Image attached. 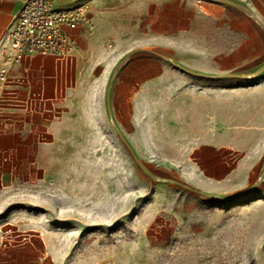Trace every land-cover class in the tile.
Here are the masks:
<instances>
[{"label":"rangeland","instance_id":"obj_1","mask_svg":"<svg viewBox=\"0 0 264 264\" xmlns=\"http://www.w3.org/2000/svg\"><path fill=\"white\" fill-rule=\"evenodd\" d=\"M149 14L125 48L113 39L96 58L76 48L56 60L54 99L33 82L47 71L30 67L26 97L0 102V221L47 223L63 264H264V155L250 189L229 198L182 173L207 101L258 84L264 40L249 35L238 50L223 14L201 22L169 9L167 32Z\"/></svg>","mask_w":264,"mask_h":264},{"label":"crops","instance_id":"obj_2","mask_svg":"<svg viewBox=\"0 0 264 264\" xmlns=\"http://www.w3.org/2000/svg\"><path fill=\"white\" fill-rule=\"evenodd\" d=\"M21 1L0 0V33L4 32ZM82 1L54 0L62 8L73 7ZM88 1L91 3L95 29L91 35L87 34L85 28L74 31L81 56H100L105 43L113 39L119 42L120 48H125L124 35L129 33L130 28L135 30L151 10H158L159 17L164 19L160 21L163 32H167L169 9H175L177 13L192 10L193 17L201 22L205 19L211 22L220 14L227 15L222 32L229 35V39L232 34L240 35L237 46L240 51L251 48L253 41L249 40V35H256V42L259 37L264 40V0ZM179 17H184L183 13ZM210 26L213 30L209 32H215L216 23ZM231 44V40L225 42V48L231 47ZM54 60L33 55L14 66L12 74L23 77L28 68L37 71L43 67L49 79H37L35 76L37 80H33L34 85L40 83L37 87L46 99H54L58 86V70ZM44 61L46 63L42 66ZM250 76L240 74V77ZM254 76L258 77L255 86L226 92L217 103L209 99L207 117L204 119L206 128L194 126L186 137L194 148L190 159L182 158V165L187 167L185 173L182 171L184 179L217 198H229L250 189L257 177V164L264 155V60L256 68ZM8 86L16 89V96L24 98L28 94L21 84L10 83ZM70 103L75 105L73 100ZM71 116L72 110L67 118ZM3 194L1 191L0 209L4 204ZM58 240V233L49 231L47 223L40 219L37 222H24L18 217H8L0 221V264H63L64 255L56 251Z\"/></svg>","mask_w":264,"mask_h":264},{"label":"built area","instance_id":"obj_3","mask_svg":"<svg viewBox=\"0 0 264 264\" xmlns=\"http://www.w3.org/2000/svg\"><path fill=\"white\" fill-rule=\"evenodd\" d=\"M94 32L91 3L62 8L54 0H22L0 38V102L16 97L8 84H21L23 77L12 74L14 66L33 55H50L58 61L71 57L78 47L75 30Z\"/></svg>","mask_w":264,"mask_h":264},{"label":"bare ground","instance_id":"obj_4","mask_svg":"<svg viewBox=\"0 0 264 264\" xmlns=\"http://www.w3.org/2000/svg\"><path fill=\"white\" fill-rule=\"evenodd\" d=\"M183 69H185V68H183ZM186 71H189V70H187V69H185ZM189 72H192V71H189Z\"/></svg>","mask_w":264,"mask_h":264}]
</instances>
